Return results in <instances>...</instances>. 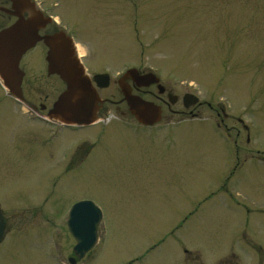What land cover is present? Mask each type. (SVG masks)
<instances>
[{"label": "rangeland", "instance_id": "1", "mask_svg": "<svg viewBox=\"0 0 264 264\" xmlns=\"http://www.w3.org/2000/svg\"><path fill=\"white\" fill-rule=\"evenodd\" d=\"M36 1L75 38L90 76L110 74L100 94L116 104L55 140L0 83V264H63L59 246L69 264L68 210L85 198L104 213L79 264H258L243 234L264 257V0ZM46 51L39 43L22 67L25 94L48 104L65 84L48 76ZM130 68L179 97L170 104L156 86L141 95L161 106L157 126L135 124L120 102ZM186 93L199 104L184 108ZM96 135L87 164L60 174L63 150Z\"/></svg>", "mask_w": 264, "mask_h": 264}, {"label": "water", "instance_id": "2", "mask_svg": "<svg viewBox=\"0 0 264 264\" xmlns=\"http://www.w3.org/2000/svg\"><path fill=\"white\" fill-rule=\"evenodd\" d=\"M11 10L0 9L15 15L17 20L0 30V80L3 86L17 99L24 100L22 83L25 72L21 68L24 55L43 42L47 47L46 61L48 75H57L65 84L64 91L58 96L48 118L65 125L90 126L98 121L99 111L105 100L99 89L110 86L109 74H95L91 77L77 55L76 43L64 30L41 33L52 21L50 17L36 7L32 0H10ZM28 16H25V14ZM132 80L138 87L157 84L160 94L165 87L154 73L140 74L136 68L129 69L119 80L123 100L129 112L146 126H153L162 119V108L154 101L144 99L133 93ZM171 104L179 100L177 95L168 94ZM199 98L191 93L185 94L183 102L186 108L199 103ZM102 210L91 200L74 204L68 217V228L76 240L74 252L82 258L93 249L99 240L98 229L102 222ZM5 217L0 208V243L6 232ZM75 263L74 259H70Z\"/></svg>", "mask_w": 264, "mask_h": 264}, {"label": "flooded vegetation", "instance_id": "3", "mask_svg": "<svg viewBox=\"0 0 264 264\" xmlns=\"http://www.w3.org/2000/svg\"><path fill=\"white\" fill-rule=\"evenodd\" d=\"M0 7L2 8H6L8 10H11L12 7H13V3L10 1V0H0ZM41 8V7H40ZM42 9V8H41ZM43 12L45 13V15L47 16H51L54 18L53 15H49L46 11L43 10ZM25 16H28V14L26 13ZM17 20V17L15 15H12L10 13H8L7 11H4L2 9H0V30L12 25L15 21ZM59 25V22L54 18V21H52L49 25H47V27L41 31V33H50V32H53V31H56L58 29H60V27L58 26ZM52 27L56 28V29H53V30H50L52 29ZM47 50V48H46ZM47 52V51H46ZM45 59H46V56H45ZM21 68L23 69L22 67V62H21ZM140 74H146V73H150L151 71H140ZM52 77V76H50ZM122 78V76L118 79V81ZM132 89H133V93L134 94H138V95H142L146 92V89L152 87V86H156V84H153L149 87H138L131 79L127 81ZM118 85H119V82H117ZM27 85V80H26V73H25V77L23 79V83H22V90H23V95H24V101L23 103H20L16 98L12 97L13 100H15V102L21 106V108L25 109V107H28L30 108L31 110L34 111V113H30L32 115V117L34 118V120H38L40 122H44L46 124H48L49 126L51 125L52 128L50 129L51 131L48 132V134L50 135L51 134V137L54 138L56 140L57 137H61L62 134H64L65 131H70L71 133H78V132H81L83 130H86L87 128H90V127H94V126H97L99 123L101 124V122L103 121L102 119V116L104 115V111L106 110L107 108V104L110 103V104H116V101L112 100L111 98H103L102 96V99L105 100V103L102 105L100 111H99V117H100V120L94 124V125H91V126H68V125H63L61 124L60 122L58 121H50V120H46V116L48 115V112L50 111V109H52L55 101L57 100L59 93L56 98H54L55 100H53L50 105V103L48 102V104L46 102H42V101H39V102H36L34 100H32L31 98H29L26 94H25V87ZM110 87V86H109ZM108 87V88H109ZM120 88V87H119ZM158 89V88H157ZM104 90V89H102ZM99 92H101V90H99ZM120 92H121V89H120ZM169 93H172L171 91H168L167 88L165 87V92L162 93V95L166 94L168 96ZM173 94V93H172ZM101 95V94H100ZM123 95H122V99L120 100L121 103H125L127 104L124 100H123ZM169 100V99H168ZM161 102L165 103L164 101L161 100ZM170 103V102H169ZM168 104V103H167ZM171 104V103H170ZM182 104L185 107L184 105V102L182 101ZM169 106V105H168ZM128 107V105H127ZM187 109V108H186ZM129 110V108H128ZM40 112H44V114H40ZM223 113H218V116H226V113H224L225 111L222 110ZM102 114V115H101ZM131 114V113H130ZM132 115V114H131ZM193 115L192 112H190V116ZM133 116V115H132ZM134 117V116H133ZM135 118V117H134ZM136 122L135 124H139V125H142L140 124L137 119L135 118ZM222 122L224 121V119L221 120ZM105 122V121H104ZM163 122V121H161ZM160 122V123H161ZM51 123V124H50ZM159 123V124H160ZM241 124L243 122H240ZM110 125L108 123H106V128L105 130L103 131L102 135L103 136H108L109 134V131L107 126ZM158 125V124H157ZM155 125V126H157ZM219 125V124H218ZM143 126V125H142ZM243 126L245 127V129L247 128V125L243 123ZM48 135V136H49ZM98 139H99V135H96V138L93 142V144L89 145L88 143L89 142H86V140L84 139H80L79 141L76 140L75 141V145H71L69 146V148H66L63 150V154H62V160L58 161V163L63 167L65 168L63 172H61L60 174H67L69 173L71 170H73L74 168H80L83 166V164H87L89 158L95 153V151L97 150L98 148ZM46 143L49 144L53 141V139H51V141L48 139H45ZM52 148V147H50ZM49 148V150H50ZM48 152V151H47ZM238 165V164H237ZM60 166V167H61ZM84 200H91L89 198H85V199H76L73 201V203L70 205L69 207V210H68V215L71 211V208L72 206L79 202V201H84ZM92 201V200H91ZM0 207L2 208V204L0 203ZM2 211H3V214L5 216V219H6V215L4 213V210L2 208ZM103 211V210H102ZM104 213V212H103ZM6 222H7V219H6ZM7 229H8V224H7ZM245 235L244 236V243L247 244V242L250 244L249 245V249H253L255 250V254L257 253V257H256V260L258 261V264L260 262V264L263 262L264 260V257L262 256L263 253V249L260 245L254 243V240H249L247 239L246 237V234H243ZM74 248V247H73ZM245 249V248H244ZM246 250V249H245ZM58 251H59V254H58V257L59 260L61 261V263L63 264H66L62 257L61 256V253H62V250L60 248V246L58 247ZM56 254V253H55ZM89 255V253H87L84 257L82 258H79L75 253H74V250H73V256L69 257L68 258V263L69 264H72L70 263V259H74L75 260V263L73 264H79L82 260H84L85 258H87V256ZM56 256V255H55Z\"/></svg>", "mask_w": 264, "mask_h": 264}, {"label": "bare ground", "instance_id": "4", "mask_svg": "<svg viewBox=\"0 0 264 264\" xmlns=\"http://www.w3.org/2000/svg\"><path fill=\"white\" fill-rule=\"evenodd\" d=\"M82 51H83V49H82ZM84 52V51H83Z\"/></svg>", "mask_w": 264, "mask_h": 264}]
</instances>
